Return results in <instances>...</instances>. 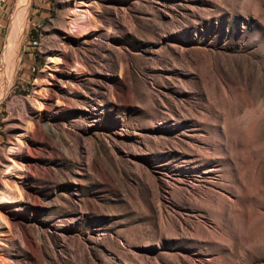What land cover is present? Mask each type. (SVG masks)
Returning a JSON list of instances; mask_svg holds the SVG:
<instances>
[{
  "label": "rangeland",
  "instance_id": "obj_1",
  "mask_svg": "<svg viewBox=\"0 0 264 264\" xmlns=\"http://www.w3.org/2000/svg\"><path fill=\"white\" fill-rule=\"evenodd\" d=\"M18 2L0 264H264V0Z\"/></svg>",
  "mask_w": 264,
  "mask_h": 264
},
{
  "label": "built area",
  "instance_id": "obj_2",
  "mask_svg": "<svg viewBox=\"0 0 264 264\" xmlns=\"http://www.w3.org/2000/svg\"><path fill=\"white\" fill-rule=\"evenodd\" d=\"M7 0H0V15L3 11V8H4V5L6 4ZM2 28H4V23L1 19V16H0V31L2 30ZM2 70V66L0 64V71Z\"/></svg>",
  "mask_w": 264,
  "mask_h": 264
},
{
  "label": "crops",
  "instance_id": "obj_3",
  "mask_svg": "<svg viewBox=\"0 0 264 264\" xmlns=\"http://www.w3.org/2000/svg\"><path fill=\"white\" fill-rule=\"evenodd\" d=\"M13 1L14 0H7L6 4L4 5L3 11L1 13V18L3 16H5V14L9 11V9L11 8V6L13 5ZM1 33V32H0Z\"/></svg>",
  "mask_w": 264,
  "mask_h": 264
},
{
  "label": "bare ground",
  "instance_id": "obj_4",
  "mask_svg": "<svg viewBox=\"0 0 264 264\" xmlns=\"http://www.w3.org/2000/svg\"><path fill=\"white\" fill-rule=\"evenodd\" d=\"M16 1L18 2V0H16ZM25 3H27L26 0H19V2H18L19 5H18V6H22V5L25 4ZM24 6H26V5H24ZM24 6H23V7H24ZM16 31H17V30H16ZM16 35H17V33H16ZM11 36H12V34H11ZM15 38H16V37H15ZM13 41H14V40H13ZM9 42H10V41H9ZM9 44H10V43H9ZM9 44H8V45H9ZM8 48H9V47H8ZM6 202H10V201H9V200H5V203H6Z\"/></svg>",
  "mask_w": 264,
  "mask_h": 264
}]
</instances>
